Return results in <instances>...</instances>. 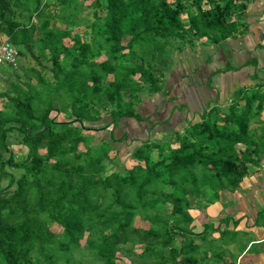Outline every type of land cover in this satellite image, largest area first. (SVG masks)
I'll use <instances>...</instances> for the list:
<instances>
[{"label":"trees","instance_id":"16d2710c","mask_svg":"<svg viewBox=\"0 0 264 264\" xmlns=\"http://www.w3.org/2000/svg\"><path fill=\"white\" fill-rule=\"evenodd\" d=\"M248 1L92 0L88 30L75 31L76 0H0V35L37 63L0 91V264H117L137 247L128 264H193L210 247L224 260L213 243L227 241V217L199 232L182 224L193 206L237 191L263 158L261 83L165 142L152 139L157 107H139L168 93L171 42L220 47ZM126 119L145 125L143 137L123 129Z\"/></svg>","mask_w":264,"mask_h":264},{"label":"crops","instance_id":"0c3cea01","mask_svg":"<svg viewBox=\"0 0 264 264\" xmlns=\"http://www.w3.org/2000/svg\"><path fill=\"white\" fill-rule=\"evenodd\" d=\"M235 22L234 34L220 47L205 38L193 48L186 47L185 57L189 60L185 64L189 63V70L178 67L168 76L179 102L190 108L192 120L198 118L195 111L201 112L213 99L219 103L227 101L239 87H250L259 81L264 90V0H249L241 19ZM168 103L164 104L168 108L166 115L154 122L156 133L170 132L176 125L179 128L178 123L184 118V112L172 114L173 103ZM155 104L159 114L163 105ZM261 121L264 117H260ZM257 124L253 122L251 126ZM164 125L170 130H163ZM261 155L259 165L241 180L237 191L222 193L220 200L207 208L196 206L195 219L205 216L217 225L227 217V241L213 243L224 254L223 264H264V152ZM218 236V232L212 233L213 238ZM253 245L256 247L251 249Z\"/></svg>","mask_w":264,"mask_h":264},{"label":"rangeland","instance_id":"374dc122","mask_svg":"<svg viewBox=\"0 0 264 264\" xmlns=\"http://www.w3.org/2000/svg\"><path fill=\"white\" fill-rule=\"evenodd\" d=\"M46 1L52 2L53 0H46ZM91 1L92 0H76L75 3L73 2L74 5H76L78 7L75 17L77 19L76 21L79 22V25L74 29L75 31H83L84 29H86L85 25H88V23H90L94 19L92 16L93 7L91 6ZM86 30H88V29H86ZM65 41L67 43H69V40L65 39ZM0 42H5V37L3 35H0ZM182 47H184V48H182ZM186 47H192V46H190L189 44L186 45L183 42L179 43V41H173V42H171L169 47H167L166 56L164 59V73H165V75H164V78L162 79V84L164 82V88L167 87L166 91L168 93H165V92L158 93L157 95L150 97V99L152 100L151 102L149 101V102L145 103L146 100H144V102L140 103V105L141 104L142 105L139 107V109L141 110L142 114H144V115H146L147 112H149L150 110L154 109L153 105L155 103H156L155 105H157V106L163 105L158 116L155 118V122L157 120H162L161 118H163L166 115L168 108L166 109L164 107V104L168 105L169 104L168 100L173 103L172 114L184 112L183 113L184 118H182L181 122L178 123L180 126L179 128L176 125V127L171 129L170 132H166L163 134L155 132L152 139L157 140V141L165 142V141H168L170 139H173L177 132L182 133L183 130H185V128L190 124V122H192L191 117H190V112H191L190 108L187 109V106L184 103L181 104L179 102V97L175 96L176 93L174 92L172 86L170 85V82L172 81V79L168 77L169 74L172 72V70L173 69L176 70L178 67H181L182 69H185V70H189V63L187 64L188 66L185 64V62H187V60H189L188 58L185 57V48ZM180 48H182V50ZM16 49L18 51V50H20V47H17ZM22 50L27 53V50H25L24 48ZM196 59H197V62L200 63L201 59H199L198 57H196ZM177 60H178V62H177ZM190 62H191V60H190ZM33 65L35 67H37V63L34 60H32L30 57L27 58L26 56H22V55L18 54L14 63L12 64L11 68H7L5 71L3 70V73L0 75V91L5 90L8 86V82L12 81V80L14 81L16 75L21 76L22 79H24L25 78L24 72H25L26 68L33 66ZM13 71H15V73H13ZM173 78H176V76L175 77L173 76ZM184 79H186V78H184ZM33 80L34 79L31 78V81H33ZM246 87H249V86H246ZM144 95L145 94H141V97H143ZM213 101H214L213 103L209 102V104L205 107L204 111L209 109L214 104H216V106H218L217 105L218 101L216 102L215 99H213ZM0 108H1V102H0ZM195 113H196L195 114L196 117H198L200 114V112H196V111H195ZM178 116H179V114H178ZM260 117H264V111L261 112ZM141 120H144L143 116H142ZM121 122L123 123V127H124L123 129L125 131H127L128 134H133L134 136L136 135L138 137H143V134L145 132L144 131L140 132V130H141V129L139 130L140 125H136L134 120H132V119L127 120L126 119V121L121 120ZM251 125H253V122L251 123ZM162 129L165 131L170 130V128L166 127L165 125L162 126ZM107 131H108V129H105V128L101 129V130H99L98 135L104 136L107 133ZM117 133H118L117 135L120 134L118 131H117ZM171 135H172V137H171ZM149 137L151 139V136H149ZM12 148L14 149V153L17 156L21 152L25 153V148L22 145H12ZM126 149H123L121 151V155L123 156L122 158H124V159L126 158V154H124ZM23 153H21V154L23 155ZM110 154L113 155V152H111ZM191 210L193 212H197L196 206H193V208ZM207 219L208 218H206L205 216H203V217L200 216V217H197V219H195L194 221H192L190 223L182 224V226L185 227L187 230H190L191 232H199L202 228L201 227L202 222L206 221ZM50 228L56 232L60 230V228L55 224L50 225ZM213 246L217 248V245L213 244ZM255 247H256V245H253V247L251 249H254ZM217 250L219 251L218 248H217ZM138 251H139V248L137 247V248H135L134 251L129 252V253H118L117 254V264H128L130 261H138V259H139L138 255H137ZM207 251L212 254L211 257H208V256L205 257L204 256L202 260L199 261V259H197L196 262L193 264H221L222 263V262L221 263H214L215 262L214 261L215 260V253H216L215 248L210 247L209 249H207ZM162 252L165 253V250H163ZM219 252L221 253V251H219ZM220 253L218 255H223V253H221V254Z\"/></svg>","mask_w":264,"mask_h":264},{"label":"built area","instance_id":"2783aa9c","mask_svg":"<svg viewBox=\"0 0 264 264\" xmlns=\"http://www.w3.org/2000/svg\"><path fill=\"white\" fill-rule=\"evenodd\" d=\"M18 55L17 49L7 42H0V75L2 67L6 64H13Z\"/></svg>","mask_w":264,"mask_h":264},{"label":"flooded vegetation","instance_id":"af4514ba","mask_svg":"<svg viewBox=\"0 0 264 264\" xmlns=\"http://www.w3.org/2000/svg\"><path fill=\"white\" fill-rule=\"evenodd\" d=\"M140 126L145 127V125H143V123H140ZM133 129H134V128H133Z\"/></svg>","mask_w":264,"mask_h":264}]
</instances>
